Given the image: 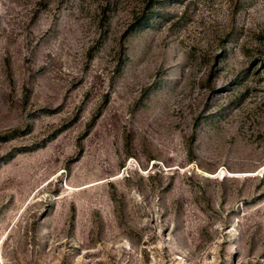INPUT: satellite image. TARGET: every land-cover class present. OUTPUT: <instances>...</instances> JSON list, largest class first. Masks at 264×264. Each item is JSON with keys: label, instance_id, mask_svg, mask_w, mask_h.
I'll list each match as a JSON object with an SVG mask.
<instances>
[{"label": "rangeland", "instance_id": "374dc122", "mask_svg": "<svg viewBox=\"0 0 264 264\" xmlns=\"http://www.w3.org/2000/svg\"><path fill=\"white\" fill-rule=\"evenodd\" d=\"M0 264H264V0H0Z\"/></svg>", "mask_w": 264, "mask_h": 264}]
</instances>
